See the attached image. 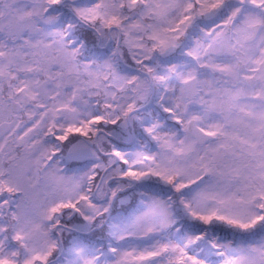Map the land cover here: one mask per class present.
<instances>
[{
	"label": "snow or ice",
	"instance_id": "6c2138e0",
	"mask_svg": "<svg viewBox=\"0 0 264 264\" xmlns=\"http://www.w3.org/2000/svg\"><path fill=\"white\" fill-rule=\"evenodd\" d=\"M0 264H264V0H0Z\"/></svg>",
	"mask_w": 264,
	"mask_h": 264
}]
</instances>
